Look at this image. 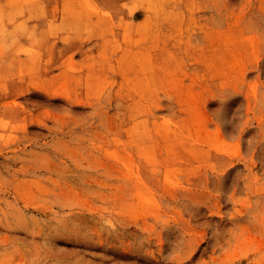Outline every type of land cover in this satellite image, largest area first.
Masks as SVG:
<instances>
[{"label": "rangeland", "instance_id": "rangeland-1", "mask_svg": "<svg viewBox=\"0 0 264 264\" xmlns=\"http://www.w3.org/2000/svg\"><path fill=\"white\" fill-rule=\"evenodd\" d=\"M0 264H264V0H0Z\"/></svg>", "mask_w": 264, "mask_h": 264}]
</instances>
